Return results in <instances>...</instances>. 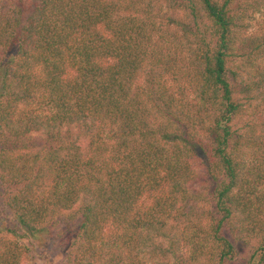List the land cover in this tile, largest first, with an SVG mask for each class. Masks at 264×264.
Returning <instances> with one entry per match:
<instances>
[{
    "label": "trees",
    "instance_id": "obj_1",
    "mask_svg": "<svg viewBox=\"0 0 264 264\" xmlns=\"http://www.w3.org/2000/svg\"><path fill=\"white\" fill-rule=\"evenodd\" d=\"M264 0H0V264H264Z\"/></svg>",
    "mask_w": 264,
    "mask_h": 264
},
{
    "label": "rangeland",
    "instance_id": "obj_2",
    "mask_svg": "<svg viewBox=\"0 0 264 264\" xmlns=\"http://www.w3.org/2000/svg\"><path fill=\"white\" fill-rule=\"evenodd\" d=\"M264 21V10L254 13L246 21L248 31L257 29ZM15 221L11 213L0 204V228H12ZM61 247L56 239L38 237L33 240V247L30 252V258L37 264H57L59 261V252Z\"/></svg>",
    "mask_w": 264,
    "mask_h": 264
}]
</instances>
